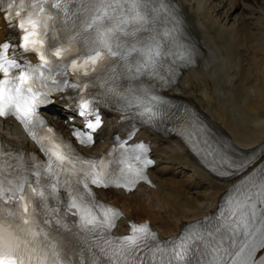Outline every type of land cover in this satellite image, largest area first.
Returning <instances> with one entry per match:
<instances>
[{
  "label": "bare ground",
  "instance_id": "obj_1",
  "mask_svg": "<svg viewBox=\"0 0 264 264\" xmlns=\"http://www.w3.org/2000/svg\"><path fill=\"white\" fill-rule=\"evenodd\" d=\"M172 1L199 58L169 81L165 96L194 110L206 129L215 161L224 168L217 174L222 176H216L213 166L215 174L182 141L145 130L136 132L120 122V115L108 114L100 136L104 143L90 152L105 151L116 136L135 135L134 141L152 142L156 160L150 170L153 186L128 197L102 193L104 200L120 207L126 216L113 231L116 237L146 226L161 239H169L203 225L264 167V0ZM4 24L0 15V39L7 36ZM67 113L66 105L59 103L47 115L63 127L60 119H67ZM11 132L10 140L26 143L19 131L13 128ZM242 159L246 160L237 161ZM228 166L233 168L226 172Z\"/></svg>",
  "mask_w": 264,
  "mask_h": 264
}]
</instances>
